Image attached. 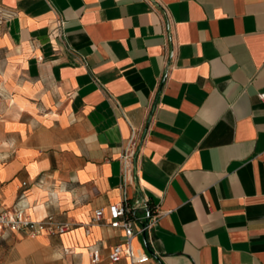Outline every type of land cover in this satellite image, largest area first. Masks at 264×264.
Returning a JSON list of instances; mask_svg holds the SVG:
<instances>
[{"label":"crops","instance_id":"obj_1","mask_svg":"<svg viewBox=\"0 0 264 264\" xmlns=\"http://www.w3.org/2000/svg\"><path fill=\"white\" fill-rule=\"evenodd\" d=\"M262 91L264 0H0V200L72 224L0 264H132L109 207L145 200L136 264H264Z\"/></svg>","mask_w":264,"mask_h":264},{"label":"built area","instance_id":"obj_2","mask_svg":"<svg viewBox=\"0 0 264 264\" xmlns=\"http://www.w3.org/2000/svg\"><path fill=\"white\" fill-rule=\"evenodd\" d=\"M64 21L61 16L56 20L54 32L56 37L65 40L64 35ZM80 60L85 62L83 56H80ZM96 81H98L96 79ZM259 98L264 101V91L260 92ZM109 99L115 104L117 108H120V104L113 95H109ZM135 132V130H134ZM136 153V141L133 134L125 144L120 160L122 164L127 167L132 162ZM23 185L26 182L22 183ZM22 196L18 200L17 204L11 208L4 206L0 200V230L9 229L16 231H23L29 236H37L40 234H61L72 228V224L69 222L59 221L53 215L45 216L40 220L31 219L24 210V204L22 203ZM138 208H143L145 213L142 215H136L135 212ZM104 212L102 209L95 210V219H100ZM109 225L113 228H118L124 232L126 237L122 243H117L112 246L109 259L112 262H116L121 258H127L132 264L145 263L150 259L149 254L144 251L136 250L131 240L132 238L146 234L149 232L157 222L158 214L152 212L147 200L141 202V204H133L127 201H120L114 203L109 207ZM92 262L100 260V249L97 245H92L89 248Z\"/></svg>","mask_w":264,"mask_h":264},{"label":"water","instance_id":"obj_3","mask_svg":"<svg viewBox=\"0 0 264 264\" xmlns=\"http://www.w3.org/2000/svg\"><path fill=\"white\" fill-rule=\"evenodd\" d=\"M143 238H144V240H145V234H143Z\"/></svg>","mask_w":264,"mask_h":264}]
</instances>
